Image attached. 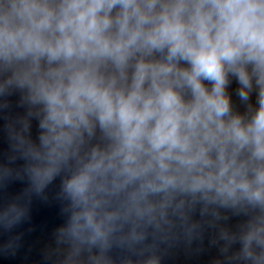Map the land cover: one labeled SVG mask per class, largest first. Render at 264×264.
<instances>
[{
    "label": "clouds",
    "instance_id": "obj_1",
    "mask_svg": "<svg viewBox=\"0 0 264 264\" xmlns=\"http://www.w3.org/2000/svg\"><path fill=\"white\" fill-rule=\"evenodd\" d=\"M0 119V232L60 177L46 264H264V0H0Z\"/></svg>",
    "mask_w": 264,
    "mask_h": 264
},
{
    "label": "water",
    "instance_id": "obj_2",
    "mask_svg": "<svg viewBox=\"0 0 264 264\" xmlns=\"http://www.w3.org/2000/svg\"><path fill=\"white\" fill-rule=\"evenodd\" d=\"M237 84L233 79L229 85V90L233 92V99L237 101L234 90ZM253 99L255 94H253ZM13 102V111H22L15 104L17 94H13L9 98ZM242 108L243 106L240 105ZM4 120L0 119V160L6 159L8 153V141L6 135L2 131ZM38 129L36 122L33 121L32 134L35 137ZM23 161L17 159L15 166L22 165ZM60 177H57L46 189L48 193L47 200H41L33 197L29 205L28 218L17 225L11 232H0V242L7 240L10 236L20 235L19 247L15 254H0V264H46L42 255L45 247L51 242L53 229L63 221L60 213V203L55 199V193L59 188ZM26 179L10 180L4 188L0 189V203L6 202L15 196L26 186ZM215 254L214 248H206L198 256L186 257L183 252L174 258L166 259V264H208L210 257Z\"/></svg>",
    "mask_w": 264,
    "mask_h": 264
}]
</instances>
